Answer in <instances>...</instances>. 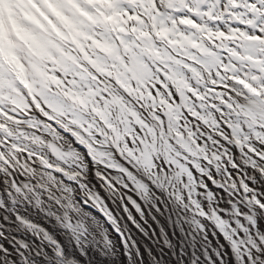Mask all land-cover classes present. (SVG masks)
<instances>
[{
    "label": "clouds",
    "instance_id": "9594fccd",
    "mask_svg": "<svg viewBox=\"0 0 264 264\" xmlns=\"http://www.w3.org/2000/svg\"><path fill=\"white\" fill-rule=\"evenodd\" d=\"M246 3L243 0L240 8ZM257 3L264 11V2ZM10 7L29 38L21 39L14 31L0 38V121L14 133L11 143L0 142L4 148L0 171L7 176L12 175L9 169L22 172L26 182L17 189L23 196L20 208L6 206L3 200L0 208L8 218L16 215L20 230L26 228L49 242L57 255L48 264H91L87 248L97 232L112 250L107 229L90 210L98 206L112 217L97 184L114 195L132 192L153 206L156 200H166L178 209L180 220L191 229L189 235L203 237L209 247V234L217 243L222 235L239 264H245L244 256L251 264L257 260L264 264L259 255L251 259L252 249L264 252V230L242 224L239 217L248 214L238 207L243 204L264 215L259 210L264 209V191L245 184V179H252L247 173L241 178L237 172L233 179L228 166H239L230 149L213 139L216 134L228 141L231 135L229 143L240 147L242 163L264 172V163L244 152L249 148L264 157V148L259 147L264 144V132L254 134L257 122L264 126V80L251 81L259 91L256 97L233 87L231 91L242 96V101L231 91L216 92L213 87L227 85L233 77L249 78L242 59L240 68L232 63L240 59L233 55L235 48L229 49L230 43L237 44L231 37L242 34L233 33L227 23L223 28L211 24L203 15L199 16L201 27L190 29L178 27L175 21L162 26L144 12L139 20L125 14L120 19L124 31L119 34L104 24L78 34L44 0L3 5L5 10ZM248 12L251 8L245 10V17ZM215 15L222 17L223 13L217 8ZM237 46L247 52L253 42ZM254 47L264 48V40ZM221 49L228 50L223 59ZM221 67L227 70L223 75L218 70ZM248 111L255 119L240 115ZM10 112L21 120L9 116ZM22 123L32 130L21 132ZM243 125L248 126L246 131ZM214 171L218 178L213 177ZM94 174L101 180L94 183ZM210 178L230 194V209L224 207L222 193L213 194ZM24 201L32 208L28 215L20 214ZM45 224L60 230L59 235L69 243L67 252ZM24 247L29 264H42L32 259L33 249ZM77 250L83 259L75 254Z\"/></svg>",
    "mask_w": 264,
    "mask_h": 264
},
{
    "label": "bare ground",
    "instance_id": "6f19581e",
    "mask_svg": "<svg viewBox=\"0 0 264 264\" xmlns=\"http://www.w3.org/2000/svg\"><path fill=\"white\" fill-rule=\"evenodd\" d=\"M249 1L247 0L245 8L241 9L240 3H243V0H44L50 6L51 12L66 27L78 34H86L85 29L87 27L91 26L94 29L100 24L108 27L109 31L119 34V32L124 31L120 24V19L127 14L131 18L139 20L141 12L148 14L155 23L162 26L175 21L178 27L199 29L201 27L200 15H203L204 19L211 24H219L220 27H223L225 23L230 26L240 24V30H231L233 33L242 34V36L234 35L231 39L236 40L237 44H242L243 41L253 42V46H250L249 50L245 52L242 47L230 43L229 49H231L232 45L235 48L234 57L240 58H234L232 63L236 66L242 59L255 68H263L262 59L259 57V48L254 47L255 43L264 40L257 28L262 16L259 11H255V7L252 8ZM35 2L37 0H0V38L10 37V33L13 31L21 39L29 38L28 33L19 22L15 9L10 7L5 10L3 5L5 3L25 5ZM229 3L232 6L226 8ZM152 4L156 6L155 9L149 8V5ZM181 5H187V7H181ZM128 6H131V8ZM217 8L219 12L223 13L222 17L215 15ZM247 8H251V12H248L245 17ZM105 9L109 11H105ZM209 10L212 11L210 12ZM251 13L257 15L254 22L249 20ZM53 26L55 27V25ZM57 31L59 32V29ZM60 34L63 35L62 32ZM182 34L188 35L187 32ZM8 43H12L10 39H8ZM221 53V58L223 59L228 55V50L221 49ZM192 59L195 60V57ZM224 63L227 64L228 61L224 60ZM218 70L221 75L227 71L223 67ZM213 87L216 92L231 91L233 87H242L246 95L259 96L258 89L248 79L238 77L228 80L227 85L221 83ZM231 94L236 96L238 100H243V97L237 92L231 91ZM240 115L255 119L250 111L240 113ZM9 116H15L17 121L21 120V116L16 113L10 112ZM24 119H27V117H24ZM243 127L246 131L248 126L243 125ZM254 127V134L259 135L264 132V126H261L258 122ZM30 130H32L31 126L21 124V132ZM227 130L229 133L232 131L231 128ZM13 135V131L0 121V142L11 143ZM213 139L224 145V148L230 149L234 163L239 166H228V172L233 179L236 178L237 172H240L241 178H244L245 173H247L252 179H245V184L264 191V178H262L264 177V172L251 164L245 165L242 163L243 153L240 151V147L237 144L229 143L232 136L229 135V140L226 141L220 135L213 134ZM256 143L259 144V141L257 140ZM77 146L81 151L87 152L83 146ZM259 147L264 148V144L259 145ZM221 150L223 151L224 149ZM3 151L4 148L0 145V153ZM244 152L252 155L255 160L264 163V157L257 156L249 148H244ZM24 155L27 158L28 153L25 152ZM35 158L33 156V159ZM88 159L91 161L90 156ZM240 169H243V171H240ZM9 171L12 172L11 176H7L3 171H0V200H3L6 206L16 205L17 208H20V201L23 200V196L17 189L22 187V181L26 182V177L22 172L18 173L14 169H9ZM213 177L218 178V174L215 171L213 172ZM92 179L96 183L101 180V177L94 174ZM208 186L213 189V194L216 192L223 194L226 198L224 207L230 209L232 204L227 190L220 185L213 186L211 178L208 180ZM117 187H121L122 192H128V189H123L120 185H117ZM97 190L112 213V217H109L98 206H93L90 210L103 222L104 227L107 229L106 235L113 244L112 250L109 251L104 241V235L97 232V238L94 240L93 245L87 248V255L91 264H193L194 261L196 264H209V261L221 264V260H223V264H239V258L235 256L232 248L222 235L220 236V243H217L209 234L211 247H209L203 237H195V233L189 235L191 229L186 222L180 220L178 209L173 208L166 200H156V206H153V204L146 203L132 192H128L127 196L114 195L100 184H97ZM249 195L251 194L249 193ZM18 196L20 200H17ZM261 203H264V199H262ZM238 207L241 212L248 214L247 216L239 217L242 224L249 228L255 224L259 229L264 230V215H257L256 210L249 209L243 204H239ZM257 209H259V206H257ZM259 210L264 211V209ZM31 211V206L27 201H24L20 214L28 215ZM39 222L44 223L43 219H40ZM18 223L16 215L8 218L5 209L0 208V264H29L28 251L24 247L25 244L33 249V260L48 264L49 259L57 255L54 248L50 246L48 241H41L40 237L26 228L20 230ZM181 223L184 224L183 228L179 227ZM233 226H235L234 223ZM45 227L50 232L57 234V239L64 245L67 252L69 243L63 236L59 235L60 230L54 229L47 224H45ZM239 234L243 236L244 231L240 230ZM252 234L255 235V232ZM221 245H223L222 248ZM76 247L74 243L71 245L74 250ZM261 247L264 248V245H261ZM41 249L44 250L43 254H41ZM75 254L81 259L84 258L83 254L78 250ZM257 255L264 259V252L257 253L256 249H252L251 259L256 260ZM243 260L245 264H251L248 256H244ZM257 264H260L259 260H257Z\"/></svg>",
    "mask_w": 264,
    "mask_h": 264
},
{
    "label": "rangeland",
    "instance_id": "374dc122",
    "mask_svg": "<svg viewBox=\"0 0 264 264\" xmlns=\"http://www.w3.org/2000/svg\"><path fill=\"white\" fill-rule=\"evenodd\" d=\"M249 2L251 3V5H254V4L256 5L255 6V11L256 12L259 11V14H261V16H262V19L259 22V27H257V28L259 29L260 36L262 35L264 37V11H262L260 9V4L257 3V0H250ZM262 2H264V0H262ZM256 18H257V15L254 14V13H251V15L249 17V20L254 22V21H256ZM223 27H221V28H223ZM240 28H241L240 24L231 25V29H239L240 30ZM247 33H249V32H247ZM231 48H234V45H232ZM262 52H264V48H259V57L262 59V62H263V65H264V55L261 54ZM243 63H244V69L243 70H244L245 73L248 74V77H249L248 80H249L250 83H251L252 80H264V67L263 68H255V67L251 66L245 60H243ZM236 66H237V68H240L241 64L237 63ZM249 69H250V71H249Z\"/></svg>",
    "mask_w": 264,
    "mask_h": 264
}]
</instances>
